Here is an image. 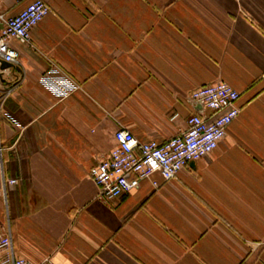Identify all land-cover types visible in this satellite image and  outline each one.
<instances>
[{
  "label": "crops",
  "instance_id": "1",
  "mask_svg": "<svg viewBox=\"0 0 264 264\" xmlns=\"http://www.w3.org/2000/svg\"><path fill=\"white\" fill-rule=\"evenodd\" d=\"M30 0H0V14ZM19 63L0 69V234L38 264H264V0H48ZM52 64L79 84L39 81ZM224 81L240 111L175 178L106 199L89 176L114 132H183L198 87ZM15 179L9 184L7 179ZM152 180L158 182L154 186ZM10 258L0 248V264Z\"/></svg>",
  "mask_w": 264,
  "mask_h": 264
},
{
  "label": "built area",
  "instance_id": "2",
  "mask_svg": "<svg viewBox=\"0 0 264 264\" xmlns=\"http://www.w3.org/2000/svg\"><path fill=\"white\" fill-rule=\"evenodd\" d=\"M49 12L48 0H30L18 13L0 14V60L13 65L19 62V51L11 40L29 42L31 30ZM264 83V72L260 76ZM38 81L58 98H65L79 88V84L57 65L52 64ZM239 92L224 81H216L196 88L190 95L193 105L211 110L210 117L191 114L186 129L159 142L140 141L126 128L114 132V146L109 155L89 170V176L99 193L106 199L118 197L136 188L140 181L157 173L164 181L176 175L190 162L213 151L225 137L226 129L238 115ZM15 179H7L9 184ZM154 186L158 182L152 180ZM0 248L9 250L11 264H35L23 257H14L10 233L0 234ZM38 264H53L46 260Z\"/></svg>",
  "mask_w": 264,
  "mask_h": 264
},
{
  "label": "water",
  "instance_id": "3",
  "mask_svg": "<svg viewBox=\"0 0 264 264\" xmlns=\"http://www.w3.org/2000/svg\"><path fill=\"white\" fill-rule=\"evenodd\" d=\"M0 27H1V24H0ZM11 65V63H9V62H6V61H4V60H0V69H5V68H7V67H9ZM198 106V108L200 109L201 108V106L200 105H197ZM190 162H193V161H190Z\"/></svg>",
  "mask_w": 264,
  "mask_h": 264
}]
</instances>
